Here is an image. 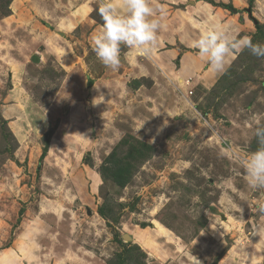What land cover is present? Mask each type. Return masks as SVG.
I'll return each instance as SVG.
<instances>
[{
    "label": "rangeland",
    "instance_id": "374dc122",
    "mask_svg": "<svg viewBox=\"0 0 264 264\" xmlns=\"http://www.w3.org/2000/svg\"><path fill=\"white\" fill-rule=\"evenodd\" d=\"M155 3L154 51L121 46L111 69L90 46L96 0H0V264H264L237 163L264 124V58L183 76L197 50L177 36L208 3L264 43V0Z\"/></svg>",
    "mask_w": 264,
    "mask_h": 264
},
{
    "label": "clouds",
    "instance_id": "9594fccd",
    "mask_svg": "<svg viewBox=\"0 0 264 264\" xmlns=\"http://www.w3.org/2000/svg\"><path fill=\"white\" fill-rule=\"evenodd\" d=\"M97 12L102 20L99 30L90 39L96 58L106 67L120 65L121 46L137 53L150 55L158 44V32L164 9L155 0H96ZM197 50L213 71H224L227 60L234 53L247 49L253 56L264 58V43H253L248 37L240 38L218 21L197 38L188 42ZM255 151L240 153L237 163L244 170L250 189L261 193V198L249 203L253 213L264 215V124L253 117ZM255 234L264 235L260 230Z\"/></svg>",
    "mask_w": 264,
    "mask_h": 264
},
{
    "label": "crops",
    "instance_id": "0c3cea01",
    "mask_svg": "<svg viewBox=\"0 0 264 264\" xmlns=\"http://www.w3.org/2000/svg\"><path fill=\"white\" fill-rule=\"evenodd\" d=\"M207 5L208 7H210V10L208 9ZM207 5L201 6V5L196 4L194 6V9H199L200 7H204L202 14H199L200 17L199 18L194 17L195 21L193 22H184V24L180 26V28L178 29V34H177L178 40L183 44V46L187 48H192L188 46L189 41L197 38L202 32L206 31L212 22L217 21L219 15L222 16L220 19L221 21H222L223 16H225L224 12L219 11V10H213L214 8L211 9L210 4L207 3ZM228 21L230 20L228 19ZM233 23H234V20L231 21V23L229 24L233 25ZM220 24L224 25L223 22H220ZM172 39L173 38H168L166 39V42L171 47V48H168L167 52H169L171 56L173 57V56H176V54L178 55L179 51L177 48H175V44L177 43L176 40H172ZM180 57H181L180 62L182 63V65L180 67L179 73L183 76L197 74L200 68H202V70H204L205 68H208L207 70V74L209 73L208 75L212 74L209 71H212L213 73H216V74H221L223 72V71L222 72L213 71L209 64L205 65L206 60L202 59L198 55L197 51L196 52L186 51L182 53ZM209 77H211V75ZM210 82H212V80ZM136 236H139V234H137Z\"/></svg>",
    "mask_w": 264,
    "mask_h": 264
},
{
    "label": "water",
    "instance_id": "95a60500",
    "mask_svg": "<svg viewBox=\"0 0 264 264\" xmlns=\"http://www.w3.org/2000/svg\"><path fill=\"white\" fill-rule=\"evenodd\" d=\"M91 81V80H90ZM123 238L127 239V240H130L131 239V236H129L128 234H124L123 235Z\"/></svg>",
    "mask_w": 264,
    "mask_h": 264
}]
</instances>
